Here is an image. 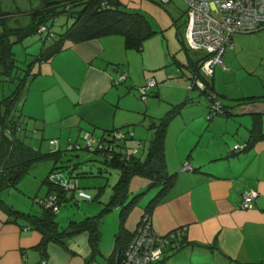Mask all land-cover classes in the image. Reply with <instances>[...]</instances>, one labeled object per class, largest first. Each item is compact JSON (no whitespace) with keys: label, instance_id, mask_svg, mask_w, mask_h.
I'll return each mask as SVG.
<instances>
[{"label":"crops","instance_id":"obj_1","mask_svg":"<svg viewBox=\"0 0 264 264\" xmlns=\"http://www.w3.org/2000/svg\"><path fill=\"white\" fill-rule=\"evenodd\" d=\"M127 50L122 36L109 35L76 43L39 63V74L29 84L23 106L28 124L32 122L36 131L43 128V134L58 139L61 145L66 138L68 143L78 142L84 123L93 127L87 131L97 139L109 137L111 130L119 128L114 105L122 104L115 102L121 96L116 89L114 94V86L130 77ZM114 53L122 58L112 56ZM123 75L124 79L118 82ZM188 79L193 83V75ZM258 103L264 104L240 107V112L220 118L214 115L207 125L201 122L206 130L194 132L195 138L200 136L196 145L174 147L165 141L167 169L177 176L164 200L152 211V227L159 234L181 226H186L187 231L184 245L180 242L166 247L158 264H264V137L247 150H233L235 145L247 143L251 134L250 125L242 123L238 116L258 112ZM195 120L196 117L186 119L183 128H190ZM221 123L224 124L220 126ZM69 127L78 128L76 139H72V133L67 137L65 129ZM96 130L101 131L99 136L94 133ZM207 131L210 135L202 143ZM185 164L191 169H184ZM149 183L147 178L135 176L130 184L131 194ZM248 189L256 190L258 196L252 208L242 209V193ZM145 206L137 204L129 214L125 224L129 231L138 226ZM7 219L0 210V264H113L110 257L114 243L107 253L101 248L93 252L90 235L83 232L69 240L68 248L51 242L43 252L36 248L42 239L39 231L6 222ZM99 254L107 256L106 263L98 258Z\"/></svg>","mask_w":264,"mask_h":264},{"label":"rangeland","instance_id":"obj_2","mask_svg":"<svg viewBox=\"0 0 264 264\" xmlns=\"http://www.w3.org/2000/svg\"><path fill=\"white\" fill-rule=\"evenodd\" d=\"M57 1L66 0H0V8L1 12L5 13V22L9 28H26L32 23L34 12L48 11V8ZM118 2L121 8L127 11L144 13L157 32L145 41L143 51L127 50L125 47V50L129 52L126 68L130 71V77L127 82L118 83V87L114 86V94H117L115 93L116 89L121 96V98L116 96L119 99H115V102L122 101V104L119 103L118 107L114 105L113 108L114 112H117L116 125L120 128L130 125L129 128L135 129L130 130V135L127 134L131 136L133 133L134 136L133 139L127 141V146L130 147L129 151L136 150L138 156L145 158L156 132L152 125L153 121L163 117L168 111L184 102L168 126L165 141L174 147L185 146L189 143L196 145L200 136L195 138L194 132L205 131L206 125L210 122L211 101L199 86L200 84L208 85V91L213 89L221 104L230 111L217 114L215 118L240 112V107H250L251 100L254 98H259L260 101L264 100V28L252 33H236L233 37V48L225 54L223 59L227 69L216 65L210 76L202 71L199 85H196L197 80L193 79V88H191L192 80L188 78L190 75L194 76L196 61L204 57L206 53L190 48L183 38L184 35L182 36L187 24L186 1L118 0ZM62 8L63 6H60L56 9ZM72 22V17L68 18L65 14H60L56 21H49V25L55 32L60 33L66 30ZM44 42L49 43L45 34L33 32L28 34L23 41L13 45L17 64L22 70L29 69V65L41 52ZM117 53L112 56L118 55ZM120 58H122L121 54L117 59ZM38 64L35 63L31 67L32 72L38 71ZM122 80L117 81L121 82ZM152 80H155L157 84L148 87L147 96L144 98L141 89ZM17 82L18 80L10 85L11 89ZM29 86L27 83L20 94L13 111L14 115L19 114ZM9 92L10 89L7 90V93ZM111 98H113V94ZM138 107L139 111L136 110ZM131 108L134 111H130ZM192 117H196L193 125L190 128H183L186 119L190 120ZM255 118L262 120L261 129L264 132V114L250 115L246 113L238 116L242 123L246 122L245 125H250L249 128ZM21 119L26 120L24 116H21ZM201 122L206 125L203 126ZM222 124L224 123H221L220 126ZM84 125L85 129L81 130V134L77 138L83 146L86 144L84 136L87 130L93 129L88 123H84ZM28 126L32 129V122ZM51 126L50 124L49 128ZM216 129L219 130V128ZM220 129L223 128L220 127ZM121 130L127 132L125 127ZM65 132L67 137L72 133L74 135L72 139H76L79 130L76 127H69L65 129ZM100 132L99 130L94 131L96 136H99ZM208 135L210 133L207 131L202 143L207 142L206 136ZM32 136L30 139L32 144L43 151L68 148L69 138L63 140L62 145L53 146L49 143L52 136L48 133L34 131ZM95 139L98 140L96 137ZM209 144L212 145V142L210 141ZM77 161L81 162L77 172H91V175L78 179L74 197L59 208L56 222L60 231L68 230L73 225V221L80 222L88 216L100 213L114 195V186L119 178L117 169H108L96 154L86 149L80 150ZM52 165L53 161L51 160L33 165L31 170L17 182L16 187L2 191L0 198L16 210L42 212L39 201L46 197L49 189L46 178ZM157 190L143 197L139 204H147L149 198ZM119 214L120 211L113 209L101 218L100 248L103 253H107L106 251L114 243L115 234L119 229ZM105 257L107 256L98 255L103 263H106Z\"/></svg>","mask_w":264,"mask_h":264},{"label":"trees","instance_id":"obj_3","mask_svg":"<svg viewBox=\"0 0 264 264\" xmlns=\"http://www.w3.org/2000/svg\"><path fill=\"white\" fill-rule=\"evenodd\" d=\"M60 6H63V8L60 10L56 9ZM48 9V11L34 12L32 14V23L28 27L12 29L6 24L5 13L1 12L0 8V193L11 187H16L17 182L31 170L33 165L41 161L51 160L53 161V165L46 178V183L49 185L46 196L54 194L57 197V205L60 208L74 197L75 189L67 190L64 185L52 180L51 175L53 173H61L69 180L91 175V172H77L78 166L81 163L77 160L79 152L82 149L96 154L108 169H117L119 171V178L114 186V195L102 211L97 215L88 216L80 222L73 221V225L68 230H59L56 222V214L58 211H54L53 207H47L42 203H40L42 212H24L14 209L5 200L0 198V210L7 214L8 219L6 222L25 224L31 229L39 231L42 239L36 248L43 252H46L47 245L51 242L61 244L68 248L69 240L83 232L89 233L93 252H99L101 250V218L108 211L119 209V229L115 234L114 249L110 257L111 262L116 264L124 256L135 234V230L131 232L125 226L133 208L149 192L158 189L149 198L145 206V213L151 215L154 207L164 200L175 182L177 174L170 173L167 169L165 137L170 122L185 102L175 106L163 117L153 121L152 125L155 127L156 132L151 140V146L145 158L138 156L134 150L133 152L129 151L130 147L127 146V141L134 138L133 135L128 136L130 135L129 125L121 127L127 129V132H124L126 137L123 139V142L116 141L114 136L116 131L121 130L120 127L115 128V131L111 130L113 132L109 137L107 136L97 140L98 143L107 142V144H111L112 149H100L98 146L90 149L83 146L79 141L69 142L68 148L66 149L58 148L49 151H43L39 147L34 146L30 139H32V133L37 128L33 126L31 129L28 126V122L21 119V116L27 117L23 113L26 97L23 100L22 108L19 109V114L14 115L13 111L26 84H30L39 74L38 71H31V67L35 63L49 61L59 52L72 47L76 43L99 39L109 35L122 36L124 45L128 50L142 51L145 41L157 33L144 13L131 12L123 9L118 0L57 1ZM60 14H65L68 18L72 17L73 22L66 30L57 33L49 25V21H56ZM186 26L182 36L184 35L183 38L188 44L185 36ZM43 27H45L44 31H42ZM33 32L45 34V38L49 43L44 42L41 52L29 65V69L25 71L17 64L13 45L23 41L28 34ZM206 58L207 55L196 61V71L194 72L193 79H200L202 72L201 62ZM16 80L18 82L11 89L10 85ZM208 87L205 84L203 92L210 97L215 92L213 89L208 91ZM8 89H10L9 93H7ZM260 100L259 98H254L251 100V103L264 101ZM222 106L224 113L230 112L226 109V106ZM259 114H264V112H252V115ZM261 124L262 120L260 118L254 119L250 128L251 134L249 140L246 146L240 151L247 150L257 140L264 137ZM38 131H43V128H40ZM49 140V143L53 146L60 145L58 139ZM79 145L80 147L78 148L77 146ZM135 176L147 178L150 180V183L144 189L131 194L130 184ZM13 215L14 217H12ZM185 241V235H182L181 238H177L169 245L180 242L184 245ZM115 257L117 258L115 259Z\"/></svg>","mask_w":264,"mask_h":264},{"label":"built area","instance_id":"obj_4","mask_svg":"<svg viewBox=\"0 0 264 264\" xmlns=\"http://www.w3.org/2000/svg\"><path fill=\"white\" fill-rule=\"evenodd\" d=\"M185 1L188 5L186 40L192 49L202 50L206 53L207 58L201 62V71L206 75H212L216 65L227 69L223 59L225 54L233 48L232 36L235 33H252L264 28V0ZM44 30L45 27L42 28V31ZM120 79H124V77L121 76ZM196 80L195 84L199 85V79ZM156 84V81L152 80L141 89L144 98L147 96L148 87ZM199 86L202 89L205 87L203 84ZM191 88H193V83ZM209 99L211 101L209 118L224 113L220 99L215 93ZM114 136L116 141H122L126 137L121 130L116 131ZM84 139L85 147L90 149L97 146L100 149H112L111 144H107V142L98 143L90 132H86ZM245 146L246 144H237L233 150L240 151ZM77 147L79 148L80 145ZM183 168L190 169V166L185 164ZM51 179L64 185L67 190L75 189L78 184V179L69 180L61 173H53ZM257 196L256 190H245L242 193L240 208H252ZM39 202L47 207H53L54 211L59 210L57 197L54 194H49ZM186 231L187 227L181 226L167 234H159L153 230L152 216L144 213L124 256L116 264H158L163 258L165 248L177 238L185 235Z\"/></svg>","mask_w":264,"mask_h":264},{"label":"water","instance_id":"obj_5","mask_svg":"<svg viewBox=\"0 0 264 264\" xmlns=\"http://www.w3.org/2000/svg\"><path fill=\"white\" fill-rule=\"evenodd\" d=\"M257 105H260L261 106V108H260V110L259 111H262V112H264V104H257Z\"/></svg>","mask_w":264,"mask_h":264},{"label":"clouds","instance_id":"obj_6","mask_svg":"<svg viewBox=\"0 0 264 264\" xmlns=\"http://www.w3.org/2000/svg\"><path fill=\"white\" fill-rule=\"evenodd\" d=\"M246 144V143H245Z\"/></svg>","mask_w":264,"mask_h":264}]
</instances>
